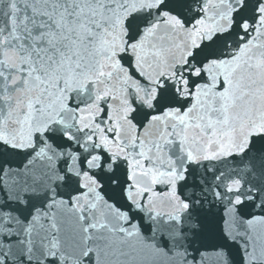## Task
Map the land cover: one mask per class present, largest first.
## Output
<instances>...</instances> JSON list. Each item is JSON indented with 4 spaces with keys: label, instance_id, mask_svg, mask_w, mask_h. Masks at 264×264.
Returning <instances> with one entry per match:
<instances>
[{
    "label": "snow or ice",
    "instance_id": "1",
    "mask_svg": "<svg viewBox=\"0 0 264 264\" xmlns=\"http://www.w3.org/2000/svg\"><path fill=\"white\" fill-rule=\"evenodd\" d=\"M0 264H264V0H0Z\"/></svg>",
    "mask_w": 264,
    "mask_h": 264
}]
</instances>
